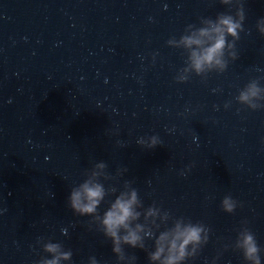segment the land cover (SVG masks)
Wrapping results in <instances>:
<instances>
[{"label": "water", "instance_id": "95a60500", "mask_svg": "<svg viewBox=\"0 0 264 264\" xmlns=\"http://www.w3.org/2000/svg\"><path fill=\"white\" fill-rule=\"evenodd\" d=\"M242 3L237 58L221 73L177 83L186 55L166 41L227 11L219 0H0V264H34L46 255L40 237L71 249V264L89 256L116 264L91 218L67 206L70 189L101 162L106 169L96 171L113 177L105 188H117L101 214L130 181L145 208L210 229L185 264H244L225 249L242 221L264 264V108L234 99L251 79L264 86V37L255 27L264 0ZM153 135L160 143L149 149ZM225 195L237 201L233 213L220 207ZM145 244L153 250L152 240ZM125 253L147 264L145 251Z\"/></svg>", "mask_w": 264, "mask_h": 264}, {"label": "clouds", "instance_id": "9594fccd", "mask_svg": "<svg viewBox=\"0 0 264 264\" xmlns=\"http://www.w3.org/2000/svg\"><path fill=\"white\" fill-rule=\"evenodd\" d=\"M219 3L228 6V10L218 13L214 19L201 18L199 27L187 25L178 39L171 37L166 41L168 46L182 49L186 55L185 66L174 77L177 83L186 82L191 74L204 79L208 73H221L230 60L237 58L236 41L240 39V32L244 31L243 3L242 0H219ZM255 27L264 37V17L256 21ZM234 99L236 103L250 110L264 108V86L260 85L258 78L251 79L239 89ZM230 103L227 102L224 107H229ZM136 143L145 146L142 137ZM159 143L158 137L153 135L149 137L146 147L150 149ZM106 167L101 162L86 170L85 179L70 189L67 206L74 215L91 218L88 222L89 228L94 225L95 230L110 241L116 264H131L136 260L135 255H126L125 246L145 251L147 264H185V261L199 254L201 248L208 243L210 229L201 222L194 223L184 217L174 218L155 204L145 208L130 181H125L122 190L108 202L107 208L101 214L99 206L105 202V197L117 193L116 187L105 188L102 183L113 177L106 171H96L105 170ZM125 171L127 169H118L117 175ZM179 174L184 175L185 172ZM220 207L226 213H233L237 201L230 195H225ZM169 221L171 226H168ZM146 239L152 240L153 250H146ZM37 244L46 255H40L34 264H71L73 252L65 249L62 243L40 237ZM227 247L238 251L244 264H261L262 249L246 221L241 222L235 240L226 245L225 249ZM215 260L214 257L212 264H215ZM87 264L99 262L95 256H89Z\"/></svg>", "mask_w": 264, "mask_h": 264}]
</instances>
